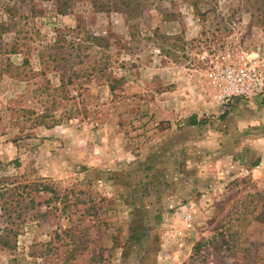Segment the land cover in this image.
I'll list each match as a JSON object with an SVG mask.
<instances>
[{
	"label": "rangeland",
	"instance_id": "1",
	"mask_svg": "<svg viewBox=\"0 0 264 264\" xmlns=\"http://www.w3.org/2000/svg\"><path fill=\"white\" fill-rule=\"evenodd\" d=\"M264 0H0V264H264Z\"/></svg>",
	"mask_w": 264,
	"mask_h": 264
},
{
	"label": "built area",
	"instance_id": "2",
	"mask_svg": "<svg viewBox=\"0 0 264 264\" xmlns=\"http://www.w3.org/2000/svg\"><path fill=\"white\" fill-rule=\"evenodd\" d=\"M225 102L264 93V66L256 63L228 66L214 73Z\"/></svg>",
	"mask_w": 264,
	"mask_h": 264
}]
</instances>
